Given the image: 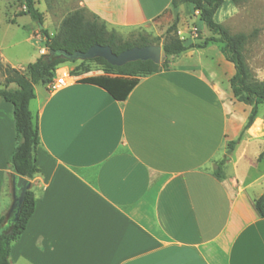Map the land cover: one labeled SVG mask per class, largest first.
I'll return each mask as SVG.
<instances>
[{
	"label": "crops",
	"instance_id": "0c3cea01",
	"mask_svg": "<svg viewBox=\"0 0 264 264\" xmlns=\"http://www.w3.org/2000/svg\"><path fill=\"white\" fill-rule=\"evenodd\" d=\"M79 1L114 30L143 26L170 11L185 31L195 21L202 36L209 34L189 2ZM230 2L218 10V21L221 12H232L225 8ZM12 9L7 22L17 26L26 15L20 6ZM196 35H188L186 45L197 42ZM40 41L37 58L46 50ZM0 60L23 72L31 63L10 64L1 50ZM73 68L64 63L56 74ZM234 73L219 43H210L185 50L169 69L138 78L123 99L86 81L105 75L102 70L72 74L71 84L57 91L35 84L30 110L39 124L40 171L30 181L36 204L12 244L11 263L264 264V218L255 207L264 172L252 178L239 166L249 145L264 142V126L256 121L239 142L248 150L230 157L223 178L215 174L246 118L233 110ZM15 143L13 104L0 99L4 216L13 201L9 159Z\"/></svg>",
	"mask_w": 264,
	"mask_h": 264
},
{
	"label": "trees",
	"instance_id": "16d2710c",
	"mask_svg": "<svg viewBox=\"0 0 264 264\" xmlns=\"http://www.w3.org/2000/svg\"><path fill=\"white\" fill-rule=\"evenodd\" d=\"M192 3L198 10L199 17L203 21L209 34L198 38L197 42L186 45V40L177 34L178 19L167 29L168 36L162 44L163 59L160 63L152 60H136L122 66L112 65L102 57L82 60L71 70V74L89 72V62L95 61L102 65L105 75L88 77L86 81L97 83L106 88L114 97L125 98L138 83L140 77L169 69L174 58L190 48L206 47L210 43L221 44L222 52L227 60L232 62L235 73L230 83L234 97L237 101L251 105L245 129L249 128L259 114L260 107L264 105V80L254 79L246 62L244 49L248 40L245 33H232L228 27L218 21L216 14L225 0H172V7L183 3ZM21 14H28L39 25L41 35L45 40V46L50 50L68 52L86 51L94 44L109 45L115 53L134 47L150 45L146 37L131 42L120 38L115 30H108L107 24L93 15L90 19L86 15L85 8L77 9L67 15L55 35L44 28V13L38 9L35 0H18ZM42 54L37 60L28 64L26 72L0 62V70L5 76V85L0 87V99L13 104L16 145L11 153L9 163L14 172V178L23 176L32 179L40 171L37 165V147L40 143V132L37 118L30 110V102L35 98V84L49 83L56 74L57 68L69 59L59 57L48 61ZM16 84L15 88L10 84ZM237 141H232L231 145ZM264 157V150L259 159ZM228 157L217 162L216 176L223 178L224 164ZM35 194L32 188L26 190L24 200L16 219L12 217L9 223L3 227L4 213L0 214V264H12L10 260L12 244L21 236L35 210ZM255 207L260 217L264 218V193L255 200ZM17 208V207H16ZM16 210V209H15ZM14 210V211H15Z\"/></svg>",
	"mask_w": 264,
	"mask_h": 264
},
{
	"label": "rangeland",
	"instance_id": "374dc122",
	"mask_svg": "<svg viewBox=\"0 0 264 264\" xmlns=\"http://www.w3.org/2000/svg\"><path fill=\"white\" fill-rule=\"evenodd\" d=\"M35 2L38 9L44 13V28H46L51 35H55L59 31L62 20L67 15L77 9H83L79 0H35ZM12 8H19L18 0H0V50L10 61V64H14L18 67H26L29 62L34 61L37 56L40 55L39 49L44 46L40 40H45L41 35V31L38 29V23L28 14H24L26 15L25 18L19 20L17 26H11L7 20L11 15L10 12L13 10ZM225 8H232V12H221L223 24L228 27L232 33H245L249 36L244 46L246 62L250 68L252 77L257 80H264V0H231L230 3L226 4ZM171 13L172 12L169 11L165 15L140 27L115 31L123 40L134 42L141 37H146L152 45H159L162 47V44H164L168 36V27L177 19L172 16ZM86 15L90 19H93V15L90 13L86 12ZM196 27L197 23L194 21L192 27L185 31L178 19L177 34L183 40H186L188 35L190 37L192 33L194 35L197 34V39L199 37L204 38ZM107 28L108 30H114L108 26ZM34 29L37 30L34 31ZM179 31H181V33H179ZM29 36L33 37L30 40H26ZM219 46H221V44ZM45 53H48L47 47L44 54ZM81 63V59L67 62V64H71L73 67ZM88 65L90 71H103L102 65L95 61L89 62ZM3 75L4 74L0 70V87L5 85V76ZM232 106L234 111L246 117L238 137L229 140L226 147H224L226 148L224 157H228L229 160L232 156L233 160H237L240 153H245L246 148L248 150V144H239L245 132L256 121L258 127L260 125L264 126V105L260 107L259 114H257L258 116L247 129H245V125L248 122L252 106L237 101L234 95L232 96ZM33 108L34 106H32V109ZM232 141H237L234 147L231 145ZM249 146L251 148L247 155L239 161V166L242 171H247L249 176L254 178L264 172V157L259 159V154L264 150V142H258L256 145ZM228 169H232L231 164Z\"/></svg>",
	"mask_w": 264,
	"mask_h": 264
},
{
	"label": "water",
	"instance_id": "95a60500",
	"mask_svg": "<svg viewBox=\"0 0 264 264\" xmlns=\"http://www.w3.org/2000/svg\"><path fill=\"white\" fill-rule=\"evenodd\" d=\"M162 54L163 50L162 47L159 45L151 44L145 46H134L125 49L120 53H115L112 47L109 45L94 44L90 46L86 51H75L72 53L65 50H50L46 58L48 61H52L59 57H63L69 60H86L96 57H102L112 65L122 66L128 62L136 60H152L155 63H160L162 59ZM14 177L15 176H13L12 178L13 201L10 208L5 213L3 227L9 223L12 217L14 219L18 217V211L24 200L26 190L31 188L32 186L31 181H29V179L24 178L23 176H18L17 179Z\"/></svg>",
	"mask_w": 264,
	"mask_h": 264
},
{
	"label": "built area",
	"instance_id": "2783aa9c",
	"mask_svg": "<svg viewBox=\"0 0 264 264\" xmlns=\"http://www.w3.org/2000/svg\"><path fill=\"white\" fill-rule=\"evenodd\" d=\"M179 33H181V31H179ZM72 74H55V76H53V79L51 81H49L48 83V88L51 91H57L59 89H62L68 85L71 84L72 82Z\"/></svg>",
	"mask_w": 264,
	"mask_h": 264
}]
</instances>
